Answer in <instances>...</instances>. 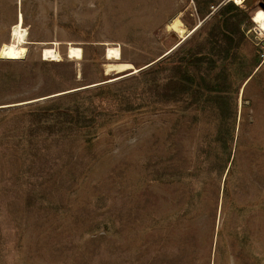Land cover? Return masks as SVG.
<instances>
[{"label": "rangeland", "instance_id": "374dc122", "mask_svg": "<svg viewBox=\"0 0 264 264\" xmlns=\"http://www.w3.org/2000/svg\"><path fill=\"white\" fill-rule=\"evenodd\" d=\"M259 8L0 0V46L20 9L34 42L25 59H0V264H264ZM178 15L202 24L158 64L107 82L108 44L144 67L179 40L166 30ZM40 41L63 58L42 60Z\"/></svg>", "mask_w": 264, "mask_h": 264}, {"label": "bare ground", "instance_id": "6f19581e", "mask_svg": "<svg viewBox=\"0 0 264 264\" xmlns=\"http://www.w3.org/2000/svg\"><path fill=\"white\" fill-rule=\"evenodd\" d=\"M232 1L238 5H241L245 2V0ZM252 21L257 25L258 29L261 31V34L264 35V9L259 8L258 10H256V12L252 15ZM201 24L202 21H199L195 26H193V28L187 29L179 15L173 18L166 24V30L176 33L179 37V40L164 54L157 57L156 60L161 59L164 55H167L174 49H176L183 42V40H185L189 34H192L195 30H197ZM32 43L34 42L29 39V30L24 24V16L22 10L20 9L19 12H17V19L15 23L11 26L10 40L2 43L0 46V59L7 61H21L28 56L29 45ZM38 43L42 45V60L59 61L63 58L62 54L58 50V41H40ZM65 55L69 60L79 62L83 59V50L80 46H77L72 42H68V47ZM104 57L106 59V62L103 63V72L104 75L110 77L107 82H112L122 77L129 76L141 69L134 66L132 62L124 61L122 59V51L121 47L119 46H112L108 44L105 48ZM151 63L152 62L146 64L144 67H142V69L146 68ZM261 65L262 64H260V66ZM251 77L252 76H250L249 79ZM94 85L95 84H91L87 87H91ZM60 93L61 92L54 93L53 95H58ZM34 100L35 99L25 100L13 104L25 105L27 103L34 102Z\"/></svg>", "mask_w": 264, "mask_h": 264}, {"label": "trees", "instance_id": "16d2710c", "mask_svg": "<svg viewBox=\"0 0 264 264\" xmlns=\"http://www.w3.org/2000/svg\"><path fill=\"white\" fill-rule=\"evenodd\" d=\"M163 58H164V56L161 59H158V60L155 59V60H153L152 63L149 66L151 67V66H154L155 64H158L160 61L163 60ZM149 66H147L146 68H148ZM146 68H143V69L139 70L138 72H140V71H142V70H144Z\"/></svg>", "mask_w": 264, "mask_h": 264}, {"label": "crops", "instance_id": "0c3cea01", "mask_svg": "<svg viewBox=\"0 0 264 264\" xmlns=\"http://www.w3.org/2000/svg\"><path fill=\"white\" fill-rule=\"evenodd\" d=\"M234 158H235V156H234ZM228 169H229V168H228ZM228 169H227V171H228ZM227 171H226V173H225V176H226V174H227ZM225 176H224V177H225Z\"/></svg>", "mask_w": 264, "mask_h": 264}, {"label": "water", "instance_id": "95a60500", "mask_svg": "<svg viewBox=\"0 0 264 264\" xmlns=\"http://www.w3.org/2000/svg\"><path fill=\"white\" fill-rule=\"evenodd\" d=\"M142 67H143V66H142ZM142 67H140V68L142 69ZM141 69H140V70H141ZM122 78H123V77H122ZM107 80H108V79H107Z\"/></svg>", "mask_w": 264, "mask_h": 264}]
</instances>
